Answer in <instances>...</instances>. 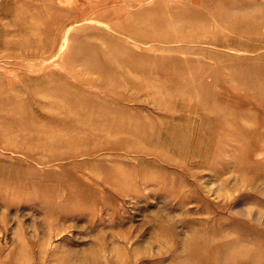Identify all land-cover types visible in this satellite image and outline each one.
I'll return each instance as SVG.
<instances>
[{
    "label": "rangeland",
    "instance_id": "rangeland-1",
    "mask_svg": "<svg viewBox=\"0 0 264 264\" xmlns=\"http://www.w3.org/2000/svg\"><path fill=\"white\" fill-rule=\"evenodd\" d=\"M0 264H264V0H0Z\"/></svg>",
    "mask_w": 264,
    "mask_h": 264
},
{
    "label": "clouds",
    "instance_id": "clouds-1",
    "mask_svg": "<svg viewBox=\"0 0 264 264\" xmlns=\"http://www.w3.org/2000/svg\"><path fill=\"white\" fill-rule=\"evenodd\" d=\"M245 218H247V219H251V217H245ZM256 223H257V224L261 223V220H260L259 217L256 218Z\"/></svg>",
    "mask_w": 264,
    "mask_h": 264
},
{
    "label": "bare ground",
    "instance_id": "bare-ground-1",
    "mask_svg": "<svg viewBox=\"0 0 264 264\" xmlns=\"http://www.w3.org/2000/svg\"><path fill=\"white\" fill-rule=\"evenodd\" d=\"M8 129H9V128L7 127V128H6V131H7V132H8ZM6 131H5V132H6Z\"/></svg>",
    "mask_w": 264,
    "mask_h": 264
}]
</instances>
